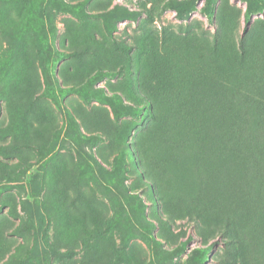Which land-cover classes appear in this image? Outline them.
I'll return each mask as SVG.
<instances>
[{
	"label": "rangeland",
	"instance_id": "obj_1",
	"mask_svg": "<svg viewBox=\"0 0 264 264\" xmlns=\"http://www.w3.org/2000/svg\"><path fill=\"white\" fill-rule=\"evenodd\" d=\"M247 6L89 0L82 14L0 0V264H248L247 254L264 264L262 229L253 252L187 216L193 150L175 126H164L172 141L153 136V111L135 97L144 79L171 88L188 57L216 65L228 43L264 33V7L254 2L248 21Z\"/></svg>",
	"mask_w": 264,
	"mask_h": 264
},
{
	"label": "trees",
	"instance_id": "obj_2",
	"mask_svg": "<svg viewBox=\"0 0 264 264\" xmlns=\"http://www.w3.org/2000/svg\"><path fill=\"white\" fill-rule=\"evenodd\" d=\"M53 1L59 9L88 13L83 5L89 0ZM247 2L245 16L249 21L252 4L259 2L264 7V0ZM214 41L222 46L220 38ZM233 44L228 43L227 52L221 53L225 60L216 65L188 57L186 70L172 72L171 88L167 78L155 85L144 79L135 97L145 106L148 102L153 111V136L156 130L157 137L164 134L163 141L165 136L172 141L174 131L164 126H175L180 129L176 142L185 151L193 150L196 177L192 190L198 203L183 206L187 216L206 225L215 222L241 246L256 252L257 235L264 231V33ZM43 71L48 77L46 69ZM28 103L29 109L35 106L33 93ZM113 112L117 116L115 108ZM74 114V110L66 109L70 119ZM85 127L90 129L87 124ZM100 129L105 134L110 132ZM128 153L135 156L130 150ZM148 187L154 190L153 184ZM152 239L159 244L156 237ZM189 240L181 242L182 249ZM247 256L248 264H262ZM206 257L207 251L198 252L194 263H202Z\"/></svg>",
	"mask_w": 264,
	"mask_h": 264
}]
</instances>
